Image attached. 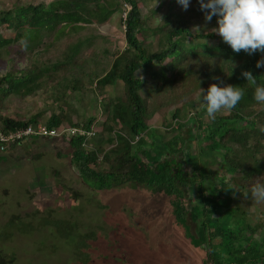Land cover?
<instances>
[{
  "label": "trees",
  "instance_id": "16d2710c",
  "mask_svg": "<svg viewBox=\"0 0 264 264\" xmlns=\"http://www.w3.org/2000/svg\"><path fill=\"white\" fill-rule=\"evenodd\" d=\"M158 2L153 15L160 20L157 33L166 35L162 48H154L155 34L138 0H0V133L37 124L93 129L99 136L89 145L81 135L63 137L88 186L143 184L170 199L176 223L210 264H264V235L254 232L258 227L264 233V219L251 226L238 208L226 212L236 194L247 196L248 187L264 182V158L258 159L264 153V104L241 75L250 70L256 85H264V67H256L264 53L234 52L212 31L218 18L206 22L198 0L186 10L178 0ZM114 14L121 15L123 46L99 29ZM64 18L71 22L59 30ZM203 23L206 32H192ZM30 28L39 31L25 36ZM85 65L90 74L83 76ZM216 77L241 88L243 97L213 119L198 94L219 83ZM98 111L103 119L96 127ZM215 161L227 179L209 168ZM232 186L239 189L235 195Z\"/></svg>",
  "mask_w": 264,
  "mask_h": 264
},
{
  "label": "rangeland",
  "instance_id": "374dc122",
  "mask_svg": "<svg viewBox=\"0 0 264 264\" xmlns=\"http://www.w3.org/2000/svg\"><path fill=\"white\" fill-rule=\"evenodd\" d=\"M138 2L145 25L155 34L151 37L154 48L164 47L166 35L157 33L160 20L153 15L158 0ZM120 18V14H114L99 29L118 36L123 46ZM70 22L64 18L59 25L51 26L58 25L59 30H64ZM205 25H198L201 32L208 30ZM194 28L192 32H197ZM37 29L30 28L28 34H23L34 36ZM81 74H90L86 65L81 68ZM115 95L120 96L121 91H115ZM34 100L39 101L41 97ZM69 100L76 104L72 94ZM168 107L169 103L163 106V112ZM102 119L98 111L96 127L101 125ZM159 128L164 130V127ZM189 132L190 127H187L185 133ZM98 136L93 137L97 140ZM259 141L264 144V139ZM71 153L72 148L61 137L31 136L22 139L14 148L0 143V157L3 158L0 161V262L210 264L206 252L193 246L184 228L176 223L170 199L165 194L129 181L111 189L96 190L79 177L72 166ZM209 168L217 170L224 179L228 178L218 161ZM247 189V196H234L226 212L238 208V212L243 211L245 224L258 226L264 219V203L254 201L251 188ZM186 223L189 232L194 234L195 224L189 219ZM254 232L256 236L264 235L258 227Z\"/></svg>",
  "mask_w": 264,
  "mask_h": 264
},
{
  "label": "clouds",
  "instance_id": "9594fccd",
  "mask_svg": "<svg viewBox=\"0 0 264 264\" xmlns=\"http://www.w3.org/2000/svg\"><path fill=\"white\" fill-rule=\"evenodd\" d=\"M178 3L186 10L190 0H178ZM198 3L206 22H211L214 16L218 18V27L212 31L234 52L244 51L249 55L257 51L264 53V0H198ZM194 29L201 31L200 26ZM256 67H264V56L257 61ZM241 75L255 86L254 99L264 104V85H256L255 76L250 70L242 71ZM215 79L220 82L212 83L206 92L201 88L198 94L206 106L207 116L213 119L217 113L235 108L243 97V90L238 86L224 84L219 77ZM261 158L264 156H258L259 160ZM228 189L233 191V195L239 191L235 186ZM251 196L257 203H264V182L257 180L253 184Z\"/></svg>",
  "mask_w": 264,
  "mask_h": 264
},
{
  "label": "built area",
  "instance_id": "2783aa9c",
  "mask_svg": "<svg viewBox=\"0 0 264 264\" xmlns=\"http://www.w3.org/2000/svg\"><path fill=\"white\" fill-rule=\"evenodd\" d=\"M73 135L84 136L83 145H87V140L90 139L92 136H94V130L91 129L89 131H86L80 127H71V126L48 128L43 124H37L35 126L28 125L14 132H10L7 135L0 133V143L2 145H5V143L9 141L21 140L31 136L63 138L64 136L69 137Z\"/></svg>",
  "mask_w": 264,
  "mask_h": 264
}]
</instances>
